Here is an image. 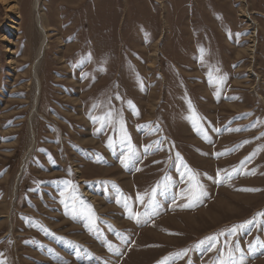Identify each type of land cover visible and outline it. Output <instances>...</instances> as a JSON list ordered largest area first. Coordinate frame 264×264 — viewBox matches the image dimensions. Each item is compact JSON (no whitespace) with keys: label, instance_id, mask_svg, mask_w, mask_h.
I'll list each match as a JSON object with an SVG mask.
<instances>
[{"label":"rangeland","instance_id":"rangeland-1","mask_svg":"<svg viewBox=\"0 0 264 264\" xmlns=\"http://www.w3.org/2000/svg\"><path fill=\"white\" fill-rule=\"evenodd\" d=\"M6 1L0 264H264V0Z\"/></svg>","mask_w":264,"mask_h":264},{"label":"bare ground","instance_id":"bare-ground-1","mask_svg":"<svg viewBox=\"0 0 264 264\" xmlns=\"http://www.w3.org/2000/svg\"><path fill=\"white\" fill-rule=\"evenodd\" d=\"M6 0H3V2H5ZM7 2V1H6ZM41 6V2H40V0H34L33 1V9H34V11L36 12V16H35V21H36V23H37V26L39 27V29H40V31L41 32H43L44 31V29H45V26H44V24H43V18H42V15H41V13L39 12V10H40V7ZM13 8V5L11 4V5H9L7 8H6V10H11ZM45 36H46V32H44L43 33V39L40 41V47H39V50H38V53L36 54V57H35V61H34V67H35V65L37 64V62H38V60L40 59V57L42 56V53H43V50L45 49L44 48V42H45ZM252 50V49H251ZM35 72V71H34ZM35 78V77H34ZM39 84V82L37 81V85ZM34 106V105H33ZM34 109V108H33ZM33 109H32V111H33ZM33 135L34 134H32V137H31V144H30V146L29 147H31V145H32V142H34L33 141Z\"/></svg>","mask_w":264,"mask_h":264},{"label":"snow or ice","instance_id":"snow-or-ice-1","mask_svg":"<svg viewBox=\"0 0 264 264\" xmlns=\"http://www.w3.org/2000/svg\"><path fill=\"white\" fill-rule=\"evenodd\" d=\"M110 115V114H109ZM194 118H195V115H194ZM134 154V153H133ZM192 180L194 181V177L192 178ZM65 183L67 184V183H69L68 181H65ZM200 187L201 186H199V184H198V182H195V183H193L192 185H191V191H192V197H193V199H198L199 198V194H201L200 192H199V189H200ZM245 190H247V191H255V189H245ZM156 191V189H153V192H155ZM126 206V205H125ZM66 207H67V205H66ZM74 211H75V209H74ZM257 216H262V217H264V212H260V213H257ZM250 223H252V221H246L245 222V224H250ZM236 227H241V228H243L244 227V225H239V226H233V231H235V229H236ZM212 239H214L213 237H208V238H206V240H212ZM201 243H204V241H201ZM186 251V250H185ZM165 259H167V258H165Z\"/></svg>","mask_w":264,"mask_h":264}]
</instances>
